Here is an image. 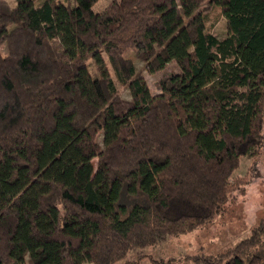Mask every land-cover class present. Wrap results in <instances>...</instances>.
I'll return each instance as SVG.
<instances>
[{
	"label": "trees",
	"instance_id": "1",
	"mask_svg": "<svg viewBox=\"0 0 264 264\" xmlns=\"http://www.w3.org/2000/svg\"><path fill=\"white\" fill-rule=\"evenodd\" d=\"M97 1L0 0V264H119L194 230L264 143V0ZM134 58L180 71L153 95ZM195 261L264 264V219Z\"/></svg>",
	"mask_w": 264,
	"mask_h": 264
},
{
	"label": "rangeland",
	"instance_id": "2",
	"mask_svg": "<svg viewBox=\"0 0 264 264\" xmlns=\"http://www.w3.org/2000/svg\"><path fill=\"white\" fill-rule=\"evenodd\" d=\"M5 1L11 7L16 5V0ZM112 2L113 0H98L93 6V10L97 13L103 12ZM209 16L207 30L219 38L225 37L227 34L226 20L219 7L213 6L209 11ZM134 61L137 68L143 72L153 95L161 93L159 81L165 74L180 71L174 61L163 70L154 73L145 69L141 60L134 58ZM109 67L112 71L110 65ZM89 69L91 74L96 77L97 69L93 61H89ZM116 84L120 97L130 100L129 89L117 82ZM98 138L102 144V134ZM97 160L95 158L94 162L96 163ZM244 178L249 179L247 187L244 188L246 191L238 187L239 179ZM230 183L234 189L230 193L223 211L212 220L189 232L169 236L161 243L132 250L119 264H154V260H169L170 258L178 264H199L195 261L196 258L204 255L224 259L229 257L231 251L244 239L249 238L252 229L264 219V143L256 154L241 157L239 167L231 176ZM253 251H258V249ZM26 259L27 264H32L28 256Z\"/></svg>",
	"mask_w": 264,
	"mask_h": 264
}]
</instances>
